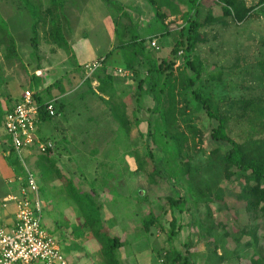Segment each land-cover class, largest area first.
Segmentation results:
<instances>
[{
  "label": "rangeland",
  "instance_id": "obj_1",
  "mask_svg": "<svg viewBox=\"0 0 264 264\" xmlns=\"http://www.w3.org/2000/svg\"><path fill=\"white\" fill-rule=\"evenodd\" d=\"M69 1L70 4L76 2V0ZM258 1L246 0L248 5H254ZM197 3L200 5L198 18L200 21L209 22L203 28L208 42L200 45L196 53L204 66L200 83L205 92L209 94V81L214 78L213 76L221 74L220 85L219 83L213 84L211 92L215 97L232 103L231 107H234L232 135L236 140L242 141L248 135L249 124L236 117L241 113L240 100L259 92L254 75L264 59V7L256 10L258 15L247 22L235 24L229 18L224 22L220 20L222 9L216 0H77L74 7L72 6L65 14L67 15L65 21L67 18L69 20V25H66V28L64 26L63 31L67 44L60 49L62 54L66 53L68 56L65 68L69 69L75 63L78 65L80 62L100 60L116 46L132 38L148 41L154 37L152 40H156L160 47V50L156 52L157 56L170 59L171 49L179 38L178 30L194 13ZM68 7H70L69 4ZM168 14H174L177 19L166 22L169 17L165 16ZM18 18H15L16 21L14 18L10 21H13L10 29L18 41L19 59L14 60L16 61L15 66L6 69L10 73L6 79L9 83L8 87L4 85V89L3 87L0 89H9V91L11 89L13 98L25 88L36 90L38 88L36 83L39 79L38 76L31 75L33 72L38 73L36 68L39 54L33 51L30 40L33 33L29 26L23 24ZM163 31H168V33L160 34ZM46 43L48 42L41 39L39 50L44 51L49 45L51 48L58 49L57 43L49 42L48 47ZM126 52L128 53L129 50L117 49L108 57L106 65L126 67L127 63L122 59ZM238 54L247 57L241 72H235L230 68L234 56ZM6 64L0 51V67L8 66ZM183 68L184 59L179 56L175 65L176 76H180ZM65 71L63 69V72ZM143 73L141 76H144ZM113 75L122 76L118 73ZM128 80L133 83V96H135L133 97L135 107L131 109L133 111L136 107L141 109L136 112V116L141 120L140 131L137 126H134L136 122H131L134 128L127 145L125 141L122 142L125 134L122 127H119L114 135L115 139H111V145L114 143L112 146L114 151L110 154V159L107 158V160L102 155V159L99 157L97 161L79 160L76 157L84 154L81 151L69 153L70 161L68 160L67 166H61L59 161H55L54 167L49 169L42 167L41 169L40 179L47 181L45 184H40L39 191L43 205V218L44 221H50L45 223L46 228L56 237L63 253L75 264H106L103 245L109 237H117L121 241L123 239L125 244L130 243L128 249L125 247L126 250H132L131 252L135 254L140 252V256L132 255V261L140 260V264H161L163 251L169 247L168 234L174 214L184 225L180 235L174 238L175 247L181 249L182 244L191 234L196 232L205 234L198 246L203 254L199 264H264L262 258L256 259V262L253 260L256 244L251 238V240L248 239L254 243L253 247L244 253L241 259L233 258L217 262L224 250L233 251L238 243L241 244L247 238L243 235L249 225L259 226V234L262 237L261 248H264V224L261 220L250 217L246 207L248 196L257 193L259 188L255 186V181L250 174H243L234 167L228 168L225 165L226 146L210 137L211 128L215 123L208 120L200 107L199 109L195 106L190 107L186 114L188 121L183 126L184 132L188 135L189 146H185L183 152L176 151L174 144L171 148L168 144L170 140L163 138L162 147H165L167 152L161 151L154 145L153 139L147 135L150 126L148 118L152 117L148 109L154 107V102L149 95L144 93L145 91L142 92L141 97H136L139 93L138 80L133 78ZM178 82V86H181V77ZM146 88L147 83L144 85V90ZM101 93L104 95V92L101 91ZM231 98L234 102L230 100ZM89 102L90 99L84 101V108L78 115V121L84 122V125H88L89 118L98 122L106 114L105 112H93L92 108L88 109L92 107ZM102 103L104 111L108 108L110 110L122 108L112 107V104L106 101ZM2 107L0 103V121L3 113ZM131 114L129 111V119H131ZM62 121V116H55L46 123H42L45 124L42 127L44 129L46 125H50L53 128L52 131L58 134L54 126L60 125ZM81 138H84V141L87 140L84 147L92 145L90 135L84 134ZM78 140L73 144L74 147L79 146ZM149 145H151L153 158L147 155ZM126 149L134 155L129 160L123 159V151H127ZM214 149L218 151L213 152ZM95 162H98V165L104 162V165L96 169L93 168ZM111 163L128 173L127 192L117 191L114 186L106 183L112 176ZM154 164L156 167L153 166ZM227 168L234 173L231 180L224 177ZM60 174L66 182L70 183L69 193L62 187L58 189L48 184L49 179L58 180ZM86 193L88 196L85 197ZM202 194L210 196L213 202H208V199L203 202L204 197V200L200 199ZM102 195L107 196L101 197ZM111 196H114L116 201L105 198ZM182 196L185 198L184 202L171 210L166 203L168 198L178 199ZM79 197L90 198L89 200L92 201L86 203L90 207H96L93 210L95 215L99 216L98 218L102 216L96 227L100 230L98 237L92 234L88 224L82 220V212L76 203ZM138 198L141 199L139 203L136 202ZM165 210H167L166 214ZM153 211L161 215L164 230L154 226L150 232L144 229L143 220L149 219ZM133 212L139 227L133 228L131 218ZM95 215L93 214L97 218ZM52 216L58 221L60 229L52 226L50 220ZM202 224L208 227L204 229V232ZM78 251L79 254L81 253L80 257L76 256ZM119 253L120 250H117V254Z\"/></svg>",
  "mask_w": 264,
  "mask_h": 264
},
{
  "label": "trees",
  "instance_id": "obj_2",
  "mask_svg": "<svg viewBox=\"0 0 264 264\" xmlns=\"http://www.w3.org/2000/svg\"><path fill=\"white\" fill-rule=\"evenodd\" d=\"M65 1L0 0V51L6 62L19 59L17 39L10 29L13 23V21H10L13 18L15 20L18 16V19L23 24L29 26L33 33L30 40L35 54H38L40 51L41 39H44L46 42L57 43L58 48L65 47L67 40L63 31L64 26L66 28V25H69L68 18L65 21L67 17L65 14L66 11L76 4L77 0L73 4H70L69 0L67 3ZM216 1L222 9L220 20L224 22L229 18L235 24L247 22L258 15L256 10L263 9L264 7V0H259L254 5H248L246 0ZM68 4L70 7H68ZM199 6V3L195 5L194 13L187 18V21L178 30L179 38L171 49L172 57L170 59H162L157 56L156 52L160 48L157 50L151 47V41L149 42V40L154 38L151 37L148 41L141 38H132L124 41L108 52L107 56L100 58V61L103 64L117 49L129 50L128 53L126 52V63L128 69L132 72L133 78L138 80L139 93H137L136 97H141L142 92L145 91L144 93L149 95L154 102V107L148 109L152 117L148 118L150 126L147 135L153 139L154 145L161 151L164 150L167 152L165 147H162L163 138L169 139L171 144L170 142L168 144L171 145V148L174 144L176 151L183 152L185 146H189L188 135L183 129V126L186 125L185 122L187 123L188 121L186 114L190 107L195 106L198 109L200 107L208 120L215 123L210 131L211 139L224 143L226 146L224 151L225 165L228 168L234 167L243 174H250L255 181V186L259 188L257 193L248 196L246 207L250 217H253L255 220H261L264 224V59L260 62L259 70L254 75V81L259 92L240 100L241 113L237 114L236 119L247 121L249 130L246 138L238 141L233 137L231 130V125L234 120V107H231L232 103H229L226 99L221 100L220 97H215L211 92V86L213 84L219 83L220 85L221 74L213 76L215 79L213 78L209 81V94L205 92L204 87L200 83L204 66L196 53L200 45L208 42L203 28L209 22L200 21L198 18L200 12ZM166 33L168 31L161 32L163 35ZM179 56H182L184 59V68L180 76H176L175 65ZM246 60V55L238 54L234 56L230 68L234 69L235 72L243 71V63ZM143 71L146 73L144 74ZM142 73L144 76H141ZM93 74L99 77L100 90L103 92L105 84L101 81V76L111 75L107 74L106 68L102 66ZM178 77L182 79L181 86H178ZM146 83L147 88L144 90ZM189 94L190 96H188ZM33 95L41 106L38 116L39 120L51 119L53 116H50L45 111V102H43L39 92H35ZM55 108L57 111L59 107L55 105ZM139 110H141L139 107L134 109V120L131 121L126 107L116 109L115 116L121 122L122 131H124L125 135L130 136L134 126H137L139 130L141 119L136 116V112ZM133 121L136 122L134 126L131 124ZM217 151L218 149H214L213 152ZM147 155L153 158L151 145L148 146ZM153 166L156 167L155 164ZM228 168L225 171L224 177L227 180H231L234 173ZM65 183L69 193L71 190L69 188L70 183L66 181ZM84 196H88V193ZM85 197H79L76 203L81 212L86 216V224H88L91 231L98 237L100 230L96 227L102 216L98 218L99 216L95 215L96 213L93 209H96V207L88 206L86 202H91L92 200H89L90 198L86 199ZM139 198L141 197L139 196ZM139 198L136 200L138 203L141 202ZM200 199H203V202H206V199L209 200L208 202H213V199L210 196L208 197L207 194H202ZM184 200L185 198L183 196L178 199L169 197L166 203L172 210L173 208L176 209L177 205L181 202L183 203ZM166 212L167 210H165V214ZM152 213L153 215L149 219L143 220L144 229L150 232V229L154 226L155 228L164 230L161 215L156 214L154 211ZM183 227V223L173 214L170 222L171 230L168 234L169 247L165 248L162 254L164 264H199L203 254L200 252L198 246L201 244L205 234L196 232L195 234L189 235L188 240L179 249L173 243L174 238L180 235ZM202 227L203 232L204 229L208 228L204 224H202ZM245 235L247 238L241 244L238 243L233 251L224 250L217 262H223L233 258L241 259L243 254L253 247L254 243L256 244V252L252 256L253 260L255 262L258 258L264 260V248H261L262 237L259 234V226L249 225V228L246 229V233L243 236ZM248 238L253 239L254 243ZM121 247L122 241L119 238L109 237L107 239L103 245L106 264H121L119 254H117V250Z\"/></svg>",
  "mask_w": 264,
  "mask_h": 264
},
{
  "label": "crops",
  "instance_id": "obj_3",
  "mask_svg": "<svg viewBox=\"0 0 264 264\" xmlns=\"http://www.w3.org/2000/svg\"><path fill=\"white\" fill-rule=\"evenodd\" d=\"M168 15L169 16H165L166 18L169 17L166 19V22L168 23L171 20L177 19L174 14ZM48 43H46L47 47L49 45ZM60 49L62 48H51L50 45L44 51H42L43 49H40L37 57L38 65L36 68L38 70V73H31L32 76L36 75L39 77L38 82L36 83V86H38V88H36V90L33 88H25L23 91L19 92L15 98H13L11 89L10 91L9 89L3 90V86L5 85L6 87H8L9 85L6 79H8L10 73L6 69L15 66L16 61L13 60L11 62H6V65L8 66L4 68H2V66L0 67V89L3 87V89L0 90V103H2L3 105V113L0 121V139L4 142V149L7 152L6 156L0 155V226L10 227L14 224L16 219L17 207L14 202L5 203L4 199L10 194H19L21 186L26 184V176L29 171L35 174L40 191V184H45V182L47 183L46 180L42 178L40 179V175L42 174V167H47L48 169L52 168L55 161H59L61 166H67L66 164H68V162L70 161L69 153H77L81 151L84 152V154H82L80 157H76L79 160L88 159L90 161H95L96 159L99 160V157L100 159H102V155H104L105 159L109 158L110 154H112V152L114 151L112 148L114 143L111 145V139H115L114 135L117 132V129L121 127V122L115 116V111L118 108L113 110H110L108 108L106 109V111H104L101 105L102 102H109L112 104V107H126L127 113L129 111L132 113L131 121L133 120L134 111L131 108L135 107L133 103V97H135L133 96L134 87H132L133 83H130L128 80L129 78H133V75L131 74L127 77H115V75H113L114 73H117L116 70L118 69L129 70L127 66L124 68L116 65L114 66L112 64L111 66H107L106 60H108V58L105 60V62L102 64V67H105L107 70V74L111 76H101V81L105 84L103 95L100 91L101 86L99 77L94 74L90 76L87 75L84 69V65L95 61L96 59L84 63H81L79 61L80 63H78V65L75 63L74 66H71L69 69H67L65 68V66L68 63V56L66 53L65 55L62 54ZM124 55L125 56L122 59L125 62L126 54ZM63 69H65L66 71L63 72ZM58 75H60V77H58ZM43 78H45V80ZM31 81H33V79H31ZM26 90H31L33 93L39 92L40 96L43 99V102L45 103L53 101L54 105H56V107H59L57 110L58 114L56 116L63 117V121L60 122V125L58 124L54 126V129L56 130V132H58V134L52 131L53 128L50 125H46L47 127L45 126L44 129L42 127L43 125H45L42 123H46L55 116L51 117V119L39 120L38 122V137L43 140L51 139L55 143L54 149L45 154H41L36 146L25 147L19 152L15 151L11 148L10 137L4 130L3 120L6 113L14 108V106L19 102L22 94ZM86 99H90L89 103H91L92 106L88 107V109L92 108V111L96 113H106L105 116H98L101 117V120H97L98 122H95L92 118H89L87 122L88 125H84V122L78 121V115L80 114V110L84 108L83 104ZM84 134L90 135L92 143L91 146L84 147L87 142V140L84 141V138H81ZM130 136H132V132ZM128 139L129 136L124 135L122 142L125 141V144L127 145ZM77 140V144H79V146L77 145L76 147H74L73 144L76 143ZM81 145L83 147H81ZM123 153L124 160L131 159L130 157H132L133 155V153L128 152V150L123 151ZM103 165L104 162L99 163V165L98 162H95L93 163V168L98 169V166ZM110 166L112 176L111 179L106 183L114 186L117 191H120L122 193L127 192L128 173L124 172L123 168H116V164L114 165L111 163ZM65 181L66 180L63 178V175L60 174L58 180L53 181L49 179L48 184L49 186L51 184L54 188L57 187L58 189L62 187L63 190L67 191V185ZM104 196L107 195H102L101 197ZM105 198H108V200L111 201H116L114 196ZM81 215L82 220L85 223L86 216L83 213H81ZM106 215L107 214H105V216ZM52 217L50 218L53 224L52 226L58 228V221L56 220V218ZM131 218L133 219V228L139 227V224L137 225V218L135 217L134 212ZM46 222L48 223L50 221H44L43 218V223L45 226ZM134 223L136 225H134ZM92 234H94V232H92ZM124 242L125 241L122 239V247L119 249V259L121 261V264H140V260H131L132 255L140 256V252L135 254L131 252L132 250H126L128 249L127 247H129L128 245L130 243L128 242L125 244ZM131 249H133V246H131ZM76 256L80 257L81 253L79 254L78 251V253H76Z\"/></svg>",
  "mask_w": 264,
  "mask_h": 264
},
{
  "label": "built area",
  "instance_id": "obj_4",
  "mask_svg": "<svg viewBox=\"0 0 264 264\" xmlns=\"http://www.w3.org/2000/svg\"><path fill=\"white\" fill-rule=\"evenodd\" d=\"M150 45L157 50L160 48L156 40ZM101 66L102 62L97 60L86 64L84 69L90 76ZM117 73L124 77L132 74L125 69H118ZM44 109L50 116L57 115L53 101L46 102ZM40 110L33 92L26 90L14 108L6 113L3 126L15 151L36 146L41 154H45L54 149L53 140H43L37 135ZM0 155H7L1 139ZM4 202H14L17 213L12 226H0V264H75L63 253L58 240L43 223V205L34 173L29 171L19 194L8 195ZM160 261L164 264V258Z\"/></svg>",
  "mask_w": 264,
  "mask_h": 264
}]
</instances>
